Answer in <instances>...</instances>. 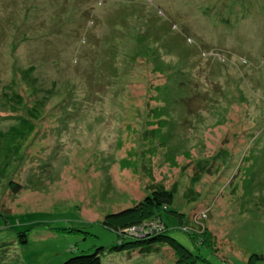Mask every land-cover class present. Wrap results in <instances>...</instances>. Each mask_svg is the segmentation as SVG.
I'll return each instance as SVG.
<instances>
[{
    "label": "rangeland",
    "instance_id": "374dc122",
    "mask_svg": "<svg viewBox=\"0 0 264 264\" xmlns=\"http://www.w3.org/2000/svg\"><path fill=\"white\" fill-rule=\"evenodd\" d=\"M153 188L184 247L103 264H264V0H0V264L111 246Z\"/></svg>",
    "mask_w": 264,
    "mask_h": 264
},
{
    "label": "trees",
    "instance_id": "16d2710c",
    "mask_svg": "<svg viewBox=\"0 0 264 264\" xmlns=\"http://www.w3.org/2000/svg\"><path fill=\"white\" fill-rule=\"evenodd\" d=\"M21 185L15 187L17 191H19ZM174 201V194L171 190L165 188H153L150 192H148L143 200L137 203L135 206L125 208L118 212L108 213L106 215V219L102 222V225L106 228L114 231L118 236L116 239V243L107 246V245H97L93 249L83 251L79 254H75L70 256L69 258L62 261L60 264H103V259L109 254L114 252H122L128 248L130 245L131 248L138 247L141 250L151 251L155 245H170L173 246V243H178L183 246L178 240L171 237L168 233H164V231H156L152 230L155 224L148 225V231L144 232L143 229L145 225L141 226L143 223L138 216H141L146 211L147 212H155L162 210L164 207H169ZM159 219L160 216L156 215ZM119 222L116 224L115 222ZM158 224L162 225V228L165 226L162 220L157 221ZM162 222V223H161ZM128 228H134V233L138 234L137 238L128 237L125 238V232L128 234L130 231ZM166 229V227H164ZM27 233H23L21 236H25L20 238V243H26ZM120 237V238H119ZM124 237V238H122ZM122 238V240H121ZM128 245V246H126ZM184 247V246H183ZM258 258H262L263 256H257ZM178 260L182 261L183 257H179Z\"/></svg>",
    "mask_w": 264,
    "mask_h": 264
}]
</instances>
